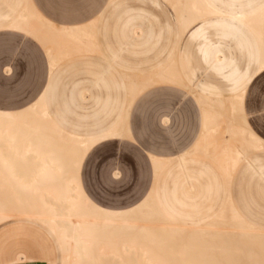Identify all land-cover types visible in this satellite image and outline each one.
<instances>
[{
	"label": "rangeland",
	"instance_id": "1",
	"mask_svg": "<svg viewBox=\"0 0 264 264\" xmlns=\"http://www.w3.org/2000/svg\"><path fill=\"white\" fill-rule=\"evenodd\" d=\"M24 1L16 0L20 6ZM32 1L40 14L60 21L57 26L95 20L91 30L95 39L93 52L73 54L55 69L58 79L52 82L48 108L53 119L62 122L66 132L82 133L86 127L109 122L126 105L130 134L90 150L83 158L79 176L91 200L114 210L138 206L154 186L151 154L168 160L164 171L170 175L161 176L157 185L171 188L172 179L185 172L191 178L183 187L192 188L188 194L193 197L187 202L202 205L210 213L209 220L216 219L211 215L220 212L229 197L246 222L264 233V149L245 157L240 155L227 183L229 169L220 167L217 157L220 144L229 140L225 128L219 129L224 136L217 135L216 139L210 136L214 140L208 141L214 148L195 149L204 135L201 110L187 90L176 84L156 85L140 94L135 102V97L127 98L118 86L125 76L135 83L140 71L164 65L173 53L174 28L168 3L165 0ZM134 27L143 36L133 42ZM208 33L213 41L219 40L216 30L210 29ZM230 44L233 46L234 42ZM195 47H190L188 60L176 58L178 69L185 72L187 66L192 67L199 79L217 82L196 55ZM51 49L50 46L45 49L24 34L0 32V109L17 110L36 100L47 83L46 52ZM236 57L238 66L243 68L245 60L238 52ZM254 81L251 96L245 97V110L247 120L252 121L249 124L264 139V94L261 93L264 80L258 76ZM79 115L86 118L80 119ZM180 159H184L182 168L178 166ZM256 159L258 163L254 164ZM197 195L207 198L195 199ZM3 226H22L28 247L34 252V264L60 263L54 239L38 224L14 216Z\"/></svg>",
	"mask_w": 264,
	"mask_h": 264
},
{
	"label": "bare ground",
	"instance_id": "2",
	"mask_svg": "<svg viewBox=\"0 0 264 264\" xmlns=\"http://www.w3.org/2000/svg\"><path fill=\"white\" fill-rule=\"evenodd\" d=\"M165 1L176 14L181 35L215 14L203 0ZM238 20L259 41L261 67L263 13ZM6 28L29 35L45 49L50 46L47 52L52 70L73 54L93 52L89 31L50 26L30 0L24 1L21 12ZM161 83H181L173 61L135 84L130 98L136 99L147 87ZM242 98L240 94L214 102L198 97L205 128L203 142H199L202 145L197 144L196 149L214 148L209 141L226 133L229 140L220 144L217 157L219 165L229 169L228 179L240 155L245 157L261 146L246 126ZM122 131L120 128L97 139L69 135L49 118L43 97L20 113H0V223L14 216L44 223L60 242L63 264H264V233L244 222L229 203L215 220L190 229L169 220L152 194L122 213L104 211L90 203L78 182L81 160L94 143L121 136ZM154 165L158 170L160 161L154 160Z\"/></svg>",
	"mask_w": 264,
	"mask_h": 264
},
{
	"label": "crops",
	"instance_id": "3",
	"mask_svg": "<svg viewBox=\"0 0 264 264\" xmlns=\"http://www.w3.org/2000/svg\"><path fill=\"white\" fill-rule=\"evenodd\" d=\"M203 1L215 14L213 16H208L198 21L182 35L180 33V28L176 18V14L174 13L169 2L166 1L172 10V19H173L172 28H174V31H172L170 26L168 27H169V31L170 32L172 31V33L174 34L173 53H171L168 61L164 65L157 67L153 66L150 69H148V71H140L139 76L135 77V83L130 81L125 76L118 84V86L125 91L127 98H130L132 94V90L135 89V84L136 85L141 84L147 78L155 75L165 66H167L171 61H173L175 72L181 80V83L176 85H179L185 90H187V92L194 97L195 104L201 110L203 134L205 128V114L203 107L199 103L198 97H205V98L208 97V99L216 102V101H226L232 99L237 95L243 94L242 113L245 118L246 126L261 141V146L259 148L250 151L246 155H249L256 151H261L264 149V139H262L249 124L247 120V113L245 110L246 92L244 93L240 91V81L245 75L251 73L253 80H255L258 76H260L261 48L256 35L251 31V29L246 24L239 21L238 19L252 18L263 13V31H264V0H203ZM30 2L33 8L35 9V11L44 20L47 21V17L40 14L39 11L37 10L35 3L32 0H30ZM23 5L24 4H22V6L18 5L16 0H0V32H10V33L24 34L26 36H29L20 31L6 28V26L9 25L19 15V13L23 8ZM2 7H4V10H1ZM94 23L95 20L92 19L88 21L87 24L79 23L74 25H60V26L56 25L55 27L66 30L89 31L92 39V44L94 45L95 39L94 36L91 34V30L94 26ZM210 29L216 30L218 32L217 34V37L219 39L218 41L215 42L210 38L208 33ZM131 34H132L131 40L133 42L135 41V38L139 39L143 36L141 31L139 29H135V27L132 29ZM230 41L234 42L233 46L230 44ZM192 45L196 46L195 47L196 55L200 57L201 61L206 65L207 69L211 71L213 76L216 78L217 82H211L204 78L199 79L196 76V70L193 69L192 67L187 66L185 72H183L181 69H178L175 61L176 58L181 57L184 59L186 58L188 60L190 58V47ZM235 50L245 60V65L243 68H240L238 66V58L236 57L237 52L235 53ZM46 56L48 59L47 83L39 93L36 100L31 105L25 108H21L17 110L0 109V113L3 114L20 113L22 111H25L29 107L33 106L37 101H39L43 97L45 108L49 118L53 121L54 124L58 125L60 129H63L62 122L53 119V117L48 112L50 95L53 92L52 82L54 80L57 81L58 79V75L57 74L54 75V73H56L55 69L58 65L52 70L48 52H46ZM162 84L168 85L171 83L155 84L147 87L146 89H144V91L156 85H162ZM244 87L247 88L248 85H244ZM144 91H142L140 94H142ZM140 94L137 95L135 102ZM127 102L128 101H126V104ZM80 110H84V109H80ZM127 117L128 115L126 112V105H125L122 113L117 114L109 122H99L95 126L86 127L85 131L82 133H77L76 131L66 132L64 129L63 131L69 135L79 138L81 137L85 139H97L107 136L117 129L120 128L123 129L121 136H116V137L109 136L102 138L96 143H94L87 150V152H89L90 150L102 144L112 141H118L123 137L129 135L130 129L128 128L127 125ZM79 118L84 119L86 117L84 115L82 116L79 115ZM86 153L84 154V156L86 155ZM149 155H150L149 156L150 162L153 168L154 186L151 189V191L146 195L144 200L147 199L152 194L156 204H158L157 206H159L160 208V211L169 220H171L173 223L177 225H182L186 227L188 226L197 227L213 221L214 219L209 220L210 213L209 211H204L202 209V205L190 204L187 202L188 200L193 199V197H191L188 194V190H191L192 188H189L187 190L185 189V187H183V184L191 178L187 173L183 172L180 177L178 176L174 180L172 179L173 186L171 188H167L165 185H163L162 187L157 185L159 178L161 176L170 175V172L164 171L167 168L168 160L153 156L151 154ZM83 158L81 160V164ZM154 160L160 161V167L158 170H156L155 168ZM183 162L184 159H180V163L178 164L180 168L183 167ZM253 163L257 164L258 160L257 159L254 160ZM81 164L79 167V172H80ZM258 170L260 171L261 168L259 167ZM79 172H78V182L81 191L83 192L85 197L89 200V202L92 203L95 207L112 213L127 212L135 208V207L129 208L126 210H114V209H107L98 206L91 200V198L84 190L80 180ZM260 177H263L262 173L260 174ZM229 180L230 178L229 179L227 178V183L230 182ZM206 190L209 191V188H207ZM194 198L204 199L207 198V195H197ZM228 199L229 197H227L226 202L223 204L222 210L226 207L225 206L227 205L226 203H229L231 204L235 212L239 215V217L244 222H246V220L243 218V216L240 214V212L234 206L231 200ZM220 212H218L216 215L212 214L211 216L217 217L220 214ZM19 218L28 222H34L35 224H38L44 229V231L50 237L54 239L60 254L59 264H63L62 247L60 245L58 238L53 233V231L49 227H47L44 223L38 220L27 217H19ZM11 219L12 218L0 223V264H34L33 263L34 252L32 249H29L28 247L27 234L23 230L22 226H19L18 228L15 226L1 227ZM246 223L254 227L250 223L248 222Z\"/></svg>",
	"mask_w": 264,
	"mask_h": 264
},
{
	"label": "snow or ice",
	"instance_id": "4",
	"mask_svg": "<svg viewBox=\"0 0 264 264\" xmlns=\"http://www.w3.org/2000/svg\"><path fill=\"white\" fill-rule=\"evenodd\" d=\"M47 22L49 23L50 26H56L60 23V21L58 20H52L51 17L47 18ZM260 78L262 80H264V63H262V66L260 67ZM244 85H248L247 88L244 87ZM255 86V81L252 79V74L248 73L247 75H245L242 80L240 81V91L242 92H246V94L248 96H251V92H252V88ZM261 93L264 94V84L261 85ZM252 109H249V111H251ZM258 110V108H257ZM249 123H251L252 121L249 120ZM264 135V134H262Z\"/></svg>",
	"mask_w": 264,
	"mask_h": 264
}]
</instances>
